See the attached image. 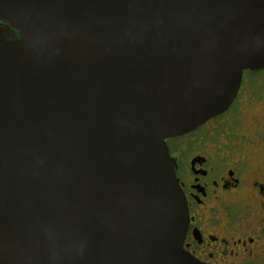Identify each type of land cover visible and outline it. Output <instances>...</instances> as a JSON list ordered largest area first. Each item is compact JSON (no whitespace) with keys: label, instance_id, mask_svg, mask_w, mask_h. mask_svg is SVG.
<instances>
[{"label":"water","instance_id":"obj_1","mask_svg":"<svg viewBox=\"0 0 264 264\" xmlns=\"http://www.w3.org/2000/svg\"><path fill=\"white\" fill-rule=\"evenodd\" d=\"M264 70V0H0V264H201L165 141Z\"/></svg>","mask_w":264,"mask_h":264},{"label":"flooded vegetation","instance_id":"obj_2","mask_svg":"<svg viewBox=\"0 0 264 264\" xmlns=\"http://www.w3.org/2000/svg\"><path fill=\"white\" fill-rule=\"evenodd\" d=\"M263 74L243 72L226 112L165 141L188 209L183 250L201 264H264V116L245 118L264 112Z\"/></svg>","mask_w":264,"mask_h":264},{"label":"rangeland","instance_id":"obj_3","mask_svg":"<svg viewBox=\"0 0 264 264\" xmlns=\"http://www.w3.org/2000/svg\"><path fill=\"white\" fill-rule=\"evenodd\" d=\"M263 76H264V74H263ZM257 89H259V88L255 87V90H257ZM259 116H264V112H261V110L259 108H257V109H246L245 110V118L247 119V121L251 120L253 117L255 118V117H259ZM240 126L244 131L245 130L244 123ZM200 137H201V134L197 135L196 138H200Z\"/></svg>","mask_w":264,"mask_h":264}]
</instances>
